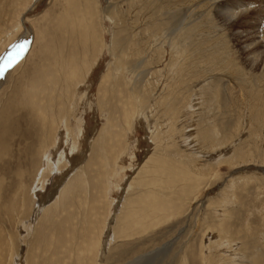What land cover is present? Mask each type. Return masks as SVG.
<instances>
[{
    "label": "rangeland",
    "instance_id": "obj_1",
    "mask_svg": "<svg viewBox=\"0 0 264 264\" xmlns=\"http://www.w3.org/2000/svg\"><path fill=\"white\" fill-rule=\"evenodd\" d=\"M167 1L37 0L28 8L32 0H0V60L10 49L19 56L18 61L0 75V119L6 112L20 110L27 102L39 101L41 95H45L42 89L54 96L59 93V85H54L53 79L50 82L49 76L59 78L58 63L63 52L79 48L87 55L89 49L85 48L90 47L92 52L83 58L85 67L88 65V72L79 81L83 84L78 91H69L70 98L76 92L78 95L74 99L78 118L73 116L70 121L75 124L71 126L72 133L82 129V134L78 133L79 153L68 154L65 150L70 168L68 166L53 181L50 178L52 183L39 190L37 199L48 204V209L40 213L41 218L36 215L38 206L34 203L36 198L30 196L32 191H27L29 198L20 207L14 204V198L6 201L8 198L4 196L2 199L1 192L0 206L8 212L0 210V231L3 239L10 238L5 247L7 255L11 252L10 262L6 261L7 255L4 262L16 264L17 257L21 259L25 255L27 264L56 259L57 262L59 259L57 264H96V243L107 218L105 240L110 238L111 246L105 250L101 264H125L135 256L167 244L169 250L151 264H201L203 255L204 261L211 264H264V65L250 64L246 50V44L252 39L261 41L260 34L254 35L252 25L246 28L249 35H241L243 29H238L257 16V20L264 23V0H224L222 6L226 2L241 7L228 23L223 22L222 16L215 17L222 0ZM26 8L22 18L20 14ZM255 11L258 12L254 14ZM171 15L176 18L173 19L176 26L173 23L164 28ZM159 26L164 30L157 32ZM73 31L76 34H71ZM134 44L139 53L144 50L143 55L137 56L140 61L157 59L158 65L143 73L144 77L150 71L157 72L153 79L152 74L145 76L143 83L139 77L142 70H138L135 77L132 70L124 66L128 77L123 80L128 86L119 89L103 83L104 88L100 90L103 75L108 73L110 65L119 61L116 59L121 56L126 63L132 59L128 55L135 53ZM202 47L208 54L194 66L192 61L201 55ZM249 48L258 50L255 43ZM173 69L179 70L178 73ZM192 70L209 79L190 82L189 87L183 82L179 85L187 77L186 71ZM116 75L121 76L120 71ZM158 79L160 82L152 87L150 104L140 107L138 118L131 117L130 132L125 138L120 129L126 124L119 94L127 93L129 87L149 93L146 83L154 81L156 84ZM114 91L117 97L111 95ZM190 94L196 96L191 101L194 110L185 113L183 108L187 107L186 99ZM99 96L101 101H98ZM143 99L139 95L136 101ZM59 100L58 96L54 97V110L67 109L69 99L64 108L57 109ZM108 117L118 128L108 126ZM66 120L65 117L64 127ZM106 127L119 134L122 147L127 148L128 153L115 165V173L111 160L103 163V153L94 145ZM164 137L163 145L155 147ZM193 141L194 147L190 144ZM64 143L63 138L61 147ZM89 155L93 157L87 166ZM156 160L164 169H177L173 173H161L162 178H157L160 183L155 180L154 184L141 188V181L147 182L152 175L160 177L161 170L151 167ZM85 169V178L79 183L87 180V185L83 189L70 188L59 199L56 189L65 176L70 172L80 175ZM130 183L134 184L127 191ZM138 190L145 191L147 197L137 205L144 211L138 209L136 214L129 207V199L135 198ZM93 201L98 205L93 206ZM7 220L12 222H4ZM3 223L7 225H1ZM15 223L25 225L21 233L14 228ZM62 223L64 226L60 229ZM72 224L79 237H75V249L69 253L66 250L71 246L64 247V240L69 239ZM63 237V245L56 248L55 243ZM52 239L55 241L51 242ZM225 250L234 257L225 256ZM111 254L115 261L111 260Z\"/></svg>",
    "mask_w": 264,
    "mask_h": 264
},
{
    "label": "bare ground",
    "instance_id": "obj_2",
    "mask_svg": "<svg viewBox=\"0 0 264 264\" xmlns=\"http://www.w3.org/2000/svg\"><path fill=\"white\" fill-rule=\"evenodd\" d=\"M33 2L31 3V5L28 7V8H31V6L37 2V0H32ZM165 1V0H164ZM169 1V0H168ZM167 1V2H168ZM177 1L179 0H173L174 3H176ZM224 0H222L220 3H219V7H217L216 9L217 10V13H216V19H219V16H222L223 18V22L224 23H228L230 21L231 18L234 17V15H236L238 12H237V8H241L240 6H235V4L233 3H226L225 2V5L222 6V2ZM226 1V0H225ZM170 2V1H169ZM257 3V2H256ZM255 3V4H256ZM254 4V3H253ZM174 5V4H173ZM222 7V8H221ZM258 7V6H256ZM260 7V6H259ZM26 8L21 14L20 16L22 15V18L24 17L23 15L25 14V12L27 11ZM70 9H71V6H70ZM262 11V10H261ZM261 11H259L261 13ZM256 12L258 11H255L254 14H256ZM253 13V12H252ZM181 14V13H179ZM178 15V14H177ZM258 15V14H257ZM261 15V14H260ZM72 16V15H71ZM256 17V16H255ZM260 17V16H259ZM263 17V16H261ZM21 18V19H22ZM74 18V17H73ZM175 17L174 16H169L167 18V20L165 21L166 23H164V28H166L167 25L169 26H173V23H175L173 21ZM258 18V16H257ZM257 18L255 20H257ZM251 19V18H250ZM248 19V21L250 20ZM254 19V17H253ZM252 19V20H253ZM261 19V18H260ZM264 19V18H263ZM67 20V19H66ZM255 20L253 22H244L242 23V27L238 28V29H243L241 35L243 33L247 34V30L246 28H250L251 25L253 27H251L253 30H254V35H262L261 37L258 36V38L261 39L260 42H258L257 38L255 39H252L250 38L249 41L252 39L253 41H251L252 43H255L256 44V47L258 46V50H253L251 51L249 46H252V43L250 42V44H246V50L248 52V56H249V63L250 64H258V63H262L264 65V23H261L260 21H256ZM251 21V20H250ZM242 22V21H241ZM259 22V25H257V23ZM169 23V24H168ZM25 24V23H23ZM238 24V23H235L234 26ZM226 25V24H224ZM262 25V26H261ZM175 26H176V23H175ZM237 26V25H236ZM25 27V26H24ZM163 26H159V29L157 30V32L161 29H163ZM95 33V32H94ZM71 34H76V31H73ZM159 34V33H158ZM253 34V33H252ZM249 35V34H247ZM246 35V36H247ZM190 36V35H189ZM164 37V36H163ZM171 37V35H170ZM191 37V36H190ZM96 38V37H95ZM165 39V38H164ZM20 40V39H19ZM124 40V39H123ZM127 40V39H126ZM189 40V39H188ZM90 41V39H89ZM248 41V42H249ZM19 42V41H18ZM17 42V43H18ZM128 42V41H127ZM201 42V41H200ZM15 43V44H17ZM129 43V42H128ZM172 43V42H171ZM21 44V43H20ZM65 44V43H64ZM91 44V43H90ZM132 44V43H131ZM149 44V43H148ZM154 44V43H153ZM193 44V43H192ZM191 44V45H192ZM18 45V44H17ZM140 45V44H139ZM145 45V44H144ZM151 45V44H149ZM147 45V46H149ZM262 45V47L260 48V46ZM15 46V45H14ZM68 46V45H67ZM94 46V45H93ZM122 46V45H121ZM137 46V45H136ZM194 46V45H193ZM70 47V46H69ZM88 47V46H87ZM134 47L133 50L135 53L133 54H129L128 56L131 57L132 59L129 60L127 63L126 61L125 64H122L123 60L122 57L120 56L118 59L116 60H119L118 62H116L115 64H112L110 65L109 67V71H108V75L105 74L103 75V78H102V82H100V85H102L100 87V90H102L104 88L103 86V83H108V85H110L111 87H120V88H123L125 89V87L128 86L127 82H125L123 79H127L126 77L127 76V71L126 73L124 72V66H126L128 69L132 70V74L135 75L136 72L138 70H142V73L139 74V77H140V81H141V78H142V82L144 83V80H145V76H151V78L153 79V74L154 73H157V72H148V75H145L143 77V73H145L146 71H149L151 70L152 67L155 68L156 64L158 65V61L157 59H151L150 61H147L145 59H143L144 61H140L138 59V55H143L142 52L139 53V51H137L135 49V44L132 46ZM199 47V46H198ZM18 47H16L17 49ZM91 48V47H90ZM90 48H85L86 49H89V53H87L88 56L91 55V49ZM124 48V47H123ZM200 48V47H199ZM144 49V48H143ZM147 49V48H146ZM186 49V48H185ZM254 49V48H253ZM257 49V48H255ZM262 49V50H261ZM83 49H81L82 51ZM122 50V49H121ZM129 50V49H128ZM140 50V49H139ZM19 51V50H18ZM185 51V50H184ZM199 51V50H198ZM83 52H86V51H83ZM82 52V53H83ZM126 52V51H124ZM130 52V50H129ZM207 49L206 48H201L200 49V53L201 55L199 56H196L195 59L192 61V64L194 66H197L201 61L204 60L205 58V55H207ZM73 54L71 57L67 54ZM79 50V48L75 49L72 51H68V52H63V55L61 54V57L59 59V63H58V77H55L53 76V78L51 76L50 77V82L52 81L53 79V84L54 85H59V93L55 96H58V98L61 99V101L59 100L60 103H58V107H56L57 109H59L60 107H65V104L67 102V100L69 99L68 101V105H67V109H61L60 111L59 110H54V105H53V100H54V95L53 93L51 94V92H49V90L47 89H42V92L45 94V95H41L43 96L39 101H30L29 103L27 102V104L25 103V106L23 108H21L20 110H15V111H12V112H6L3 114V117L0 119V196H1V192H3V195H2V199L4 198V196L6 198H8L6 201L8 200H12V198H14V201H15V205L17 206H24V200L29 198L28 195H27V191H32V197H35L36 199L34 200V203L37 204V211L38 213H36V215H38V217H40V213H44L46 211V209H48V204H44L43 202L41 203V201H38L37 199V195H38V192L39 190L42 191L45 189V185L49 186L50 183H52V181L54 180V177L55 176H58V175H62V171L66 170V168L69 166L70 162L67 161V155L68 154H75V153H79V147H80V140L78 137H80V135L78 136V133L79 134H82L80 133L82 130L81 128L78 129L79 131H77V133H72L73 130L71 129V126H75L74 122L72 123L70 121V118H73L76 117V110H77V103H76V107L74 105V99H76L75 97H77L78 95L77 92L76 94L74 93L73 95V98L69 97V93L70 92H75V91H78L80 88L79 86L83 83L79 82L83 76V74L85 72H88V65L87 67H85L86 63L83 61V58H85V56L87 55H84L82 54ZM117 53V52H116ZM121 53V52H120ZM16 51L15 50H11L6 54L4 55V57L0 60V68H4V70L2 72H0V75L3 74L5 72V69H8L5 67L6 63L9 62L10 60L12 59H15L16 58ZM90 54V55H89ZM114 54V52H113ZM123 54V53H122ZM145 55V54H144ZM175 55V54H174ZM115 56V54H114ZM127 57V58H129ZM142 57V56H141ZM140 57V58H141ZM29 58V55L27 58L25 59H28ZM90 58V57H89ZM152 58V57H150ZM173 58V57H172ZM95 59V58H94ZM174 59V58H173ZM137 61H140V62H136ZM176 61V60H175ZM56 62V61H55ZM89 62V61H88ZM123 62V63H124ZM173 62V61H172ZM96 63V62H95ZM95 63H91V64H95ZM170 63V62H169ZM178 63V62H177ZM186 65V64H185ZM167 66L169 67V65L167 64ZM166 66V67H167ZM171 66V65H170ZM179 66V65H178ZM183 68H184V64L182 65ZM181 66V67H182ZM187 66V65H186ZM190 66V64H189ZM188 66V69L187 67H185L187 70H189ZM179 66V68H181ZM209 67V66H208ZM11 68V67H10ZM90 68V67H89ZM92 68V67H91ZM57 70V69H56ZM91 70V69H90ZM89 70V72H90ZM170 70V69H169ZM174 71H176L175 69H173ZM120 71L121 73V76H117L116 74ZM172 72V70H170ZM179 71V70H178ZM178 71H176L178 73ZM185 72V71H184ZM175 73V72H174ZM186 73H188L187 77L184 78V80L180 81V84H185V85H188V83L190 84L193 83H197L199 81H202V82H205L207 81L209 78L205 75V76H202L201 73H198L196 70H192V71H189ZM221 75V74H220ZM137 75H135L136 77ZM171 76V74L169 75ZM179 76V75H178ZM177 76V77H178ZM167 77V76H166ZM165 77V78H166ZM172 77V76H171ZM130 78V77H129ZM174 78V76H173ZM211 78V77H210ZM171 79V78H169ZM46 80V79H45ZM85 80V79H84ZM264 80V79H262ZM168 81V80H167ZM166 81V82H167ZM173 81V80H172ZM159 79L158 81L155 82L154 81H151L150 83H146V88H149L150 91L149 93H147V91H142L140 92L139 90L137 91L136 89H134V91L132 89H130V87L128 88V92L127 93H124V94H119V96L121 97V100H120V105H121V108H122V111L121 113L123 114V119L125 121V126H122V125H119V127L122 126V128H120L122 131H123V136L125 137V134L129 133L130 132V128H131V117L134 119L135 117L138 118L139 116V113H140V107H142V105L144 103H146V105L149 103V99H151V95L153 94L154 90H152V87H154L155 85H157L159 83ZM169 82V81H168ZM171 82V81H170ZM175 82V81H174ZM177 82V81H176ZM47 83V82H46ZM133 83V81H132ZM141 83V82H140ZM171 85L173 84L172 82L170 83ZM170 84H169V88H170ZM99 85V86H100ZM175 85V84H174ZM86 86V85H85ZM88 86V85H87ZM178 86V85H177ZM182 86V85H181ZM184 86V85H183ZM189 86H192L191 85H188ZM53 87V86H52ZM187 87V88H188ZM82 88V87H81ZM88 88V87H87ZM119 88V89H120ZM133 88V87H132ZM186 88V87H185ZM122 89V90H123ZM138 89V88H137ZM171 89V88H170ZM71 90V91H70ZM110 90V89H109ZM115 90V89H114ZM70 91V92H69ZM87 91V90H86ZM116 91V90H115ZM115 91L111 94L113 96H116L117 97V93H115ZM126 91V90H125ZM135 91H137L135 93ZM85 92V91H84ZM121 92V91H120ZM82 93V92H81ZM186 93V92H185ZM184 93V94H185ZM38 93L36 92L35 94V99H36V95ZM83 94V93H82ZM81 95V94H80ZM85 96V94H83ZM140 95V97H144L143 101L142 102H138L136 101V98H138ZM142 95V96H141ZM71 96V95H70ZM66 97V98H65ZM86 97V96H85ZM187 107L183 108L185 113H189L188 110H194V105H193V102H191L193 99L196 98V96L190 94V95H187ZM62 99L64 100L62 102ZM79 99V97H78ZM77 99V100H78ZM86 100V99H85ZM102 100V97L99 96V99L98 101H101ZM184 100V99H183ZM76 101V100H75ZM90 101V100H89ZM78 102V101H77ZM81 102V101H80ZM88 102V100L86 101ZM92 103V102H91ZM191 103V104H190ZM150 104V103H149ZM80 105V104H79ZM94 105V104H93ZM84 107V105H82ZM81 106V107H82ZM173 106V105H172ZM80 109V107H78ZM82 109V108H81ZM84 109V108H83ZM92 109V108H91ZM143 109V108H142ZM79 111V110H78ZM102 111H105L107 112L105 109H103ZM78 114V112H77ZM116 114V113H115ZM72 115V117H71ZM110 115V112L109 114ZM65 117L67 118L66 120V125L64 127V124H65ZM147 118V117H146ZM73 120V119H72ZM75 120V119H74ZM77 120V119H76ZM122 120V119H120ZM69 121L72 123V125L69 123ZM82 121V120H81ZM80 122V121H79ZM83 122V121H82ZM107 122H109L108 126L112 128L114 127H117V125H114L113 126V122L109 119V117L107 118ZM120 122V121H119ZM179 122V121H177ZM83 124V123H82ZM81 125V124H80ZM118 128V127H117ZM110 129V130H111ZM110 130L106 127L104 128L103 131H99V140H95V148L103 153V156H102V161L103 163H107V161H110L111 160V164L113 167H115V171L114 173L116 172V164L117 162L123 158L124 155H128V153L126 154V151H127V148H123L122 146V143H121V140H120V137H119V134L117 132H114ZM117 130V129H116ZM176 131V130H175ZM152 132V131H151ZM177 132V131H176ZM172 133V131H170V134ZM75 138V140L72 138V137ZM187 136V135H186ZM63 137L65 139V146L61 147V143L63 142ZM126 138V137H125ZM171 138V136H170ZM163 140H161L160 142H156L155 143V147H157L156 145L158 146H161L163 145V142L165 141V137L162 138ZM83 140V139H82ZM172 141V140H171ZM170 141V142H171ZM128 142V141H127ZM131 142V141H130ZM178 143V141L175 142V144ZM195 142H191L190 144H194ZM124 144V143H123ZM174 144V145H175ZM131 145V144H130ZM190 145V146H191ZM195 145V144H194ZM194 145H192L194 147ZM167 146V144H166ZM191 146V147H192ZM131 147V146H130ZM91 148V147H90ZM190 148V147H189ZM204 148V147H203ZM93 149V148H92ZM65 150H68V154H66V151ZM90 150V149H89ZM95 150V149H94ZM130 150V149H129ZM205 150V149H204ZM96 152V151H95ZM130 152V151H129ZM81 153V152H80ZM132 152H130L131 154ZM51 154H54V155H51ZM56 154V155H55ZM96 155V153H94ZM155 154V153H154ZM204 155V153H202ZM201 154V155H202ZM92 155H93V150H92ZM100 155V154H98ZM55 156V157H54ZM69 156V155H68ZM75 156V155H74ZM87 156V154H86ZM90 157V155H89ZM92 157L91 156L89 158V160H87V166L90 165V163L92 162ZM95 157V156H94ZM149 158V157H148ZM95 159V158H94ZM124 159V158H123ZM98 160V159H97ZM97 162V161H96ZM65 163V164H64ZM83 163V162H82ZM62 165V166H61ZM96 165V163H95ZM162 165L163 164H160L159 161L156 160V162L154 161V163L151 164V167H153V169H155V167H158V170H161L159 176L158 177L157 175H152L151 177H149L148 181L144 183V180L141 181L142 184H141V188L143 187H147L148 185H152V183L154 184L158 179L160 180V178H162V174H164V172L168 173V172H175V169L174 167H166L165 169L162 168ZM71 166V165H70ZM69 166V168H70ZM149 166V165H147ZM167 166H168V161H167ZM93 167V166H92ZM65 168V169H64ZM162 168V169H161ZM79 170H82V169H79ZM86 170L85 169L84 171L81 172L80 175H72L73 173L70 172L69 176H65V179L59 184L60 186L56 189V191H59V196L58 198L60 197L61 194H63L66 190L68 192V190H70V188H81L83 189L84 186H86V181H80L79 183V180L81 178H85V175H86ZM100 170V168H99ZM102 170V169H101ZM104 171V170H102ZM102 173V172H101ZM67 175V174H66ZM99 175V174H98ZM105 175V174H104ZM182 176V175H181ZM59 177V176H58ZM87 177V176H86ZM101 177V176H100ZM111 177V176H109ZM51 178V180H50ZM97 178V177H96ZM158 178V179H157ZM87 179V178H86ZM109 179V178H108ZM156 180V181H155ZM158 180V182H159ZM140 181V180H139ZM184 181V180H183ZM133 182V181H132ZM137 182V181H136ZM89 183V182H87ZM135 183V182H134ZM134 183H130L127 191L130 189L131 187V184L133 185ZM160 183V182H159ZM140 185V184H139ZM138 185V186H139ZM133 187V186H132ZM137 189V188H136ZM132 190V189H131ZM130 190V191H131ZM129 191V193H130ZM135 198H130L129 199V207L131 206V211H133L134 213L137 214L138 212V209L139 207L137 206L141 201L142 199H145V197H147V194L145 193V191H140L138 190V192L135 191ZM129 194L126 195V199H128ZM53 196V195H52ZM50 196V197H52ZM53 199V198H51ZM55 199V198H54ZM60 199V198H59ZM58 199V200H59ZM100 199V198H99ZM125 199V201H126ZM156 199V198H155ZM5 201V202H6ZM57 201V200H56ZM53 202V200L51 201ZM60 202V201H59ZM99 203V202H98ZM44 204V205H43ZM93 206H97L98 204L95 203V201H93L92 203ZM5 206V205H4ZM122 206V205H121ZM0 208H3L0 206ZM73 209V207H72ZM2 212H8L7 209L5 210L3 208L0 209ZM5 210V211H4ZM140 212L144 211V210H141L139 209ZM25 212V211H23ZM12 216V215H11ZM34 217H36L34 215ZM13 218V216H12ZM41 218V217H40ZM40 218H39V221H40ZM111 219V218H110ZM36 220V218H35ZM38 220V219H37ZM107 218H105L104 220V225L102 227V231L100 233V236H99V239H98V242L96 243V245H98V252H97V257L95 260H97L98 262H96V264H101V261L100 259L102 258L104 252L106 249L110 248V244H111V239L109 238L108 240H105V237H107V233H106V230L108 228V222H107ZM112 220V219H111ZM4 222H9L11 223L12 220H7V221H4ZM34 222H37V221H34ZM39 223V222H38ZM38 223H36L38 225ZM45 224V223H44ZM1 225H7V223H3ZM19 225V226H18ZM31 225H34V224H31ZM40 225H41V222H40ZM14 228L16 227V229H18V231L21 233V229H24L23 226L25 225H22L21 223H15L13 224ZM12 226V227H13ZM18 226V227H17ZM43 226V225H42ZM63 223L60 225V229L63 227ZM38 227H41V226H38ZM37 227V228H38ZM45 228V227H44ZM75 229V226L74 224L71 225V228H70V237L69 239L67 240V237L65 239V237L61 238L58 240L57 243L55 244H58L57 247L63 245L62 243V240H64V247H66V245H70L71 247H66L68 248L66 251L67 252H73L74 249H75V246H74V242H75V237H79L77 235V231L74 230ZM38 230V229H37ZM36 230V231H37ZM35 231V235H36V232ZM108 231V230H107ZM33 232V231H32ZM39 232V231H38ZM113 234H114V231H112ZM24 232H22L23 234ZM126 233V232H125ZM225 233V232H224ZM40 234V233H39ZM105 235V236H104ZM104 236V237H103ZM107 239V238H106ZM9 241L10 238L9 237H5V239H3L2 237V233L0 231V264H9L8 262H4V259L6 260L5 256L7 255V248L5 247L6 245V241ZM46 240V239H45ZM54 239H52L51 242H53ZM55 241V240H54ZM78 242V241H77ZM46 243V242H45ZM47 243H49V240H47ZM54 245V244H52ZM51 246V245H50ZM169 244L167 245H164L158 249H155L153 251H150L149 253H146V254H141V255H138V256H135L133 257L132 261H128L127 263L125 264H151L152 262H154L155 260H157L156 258L159 257L160 255H164L165 252H167L169 250ZM5 247V248H3ZM55 247V246H54ZM218 247V246H217ZM51 248V247H50ZM44 249V248H43ZM59 249V248H58ZM46 251V249H44ZM223 250V249H222ZM54 251L56 252V250L54 249ZM11 253V252H10ZM10 253L7 255V260L6 261H9V257H10ZM68 253V254H69ZM221 253V252H220ZM224 253H227V257L229 256H232V253L229 254V252L227 250L224 251ZM223 253V254H224ZM24 254V253H22ZM167 254V253H166ZM235 254V253H234ZM175 255V254H174ZM221 255V254H220ZM68 256V255H67ZM238 256V254L236 255V257ZM166 257V256H165ZM220 257V256H219ZM110 258H112L111 260L115 261V258L114 256H112V254L110 255ZM164 258V257H163ZM200 258V257H199ZM117 259V258H116ZM174 259V257H173ZM172 259V260H173ZM187 259V258H186ZM171 260V261H172ZM205 258H204V255L200 258V261H201V264H211V262H206L204 261ZM233 260V259H232ZM221 261V260H220ZM219 261V262H220ZM10 262V261H9ZM41 263L40 264H57L59 263V259H58V262H57V259L56 260H51V261H48V260H41L40 261ZM225 261H223L224 263ZM27 264L26 263V258H25V255H23L21 257V259L19 257H17L16 259V264ZM162 263V261H161ZM182 263V261H181ZM35 264V263H34ZM65 264V262H64ZM158 264V263H157ZM218 264V263H216ZM221 264V263H220ZM224 264H227V263H224Z\"/></svg>",
    "mask_w": 264,
    "mask_h": 264
},
{
    "label": "snow or ice",
    "instance_id": "obj_3",
    "mask_svg": "<svg viewBox=\"0 0 264 264\" xmlns=\"http://www.w3.org/2000/svg\"><path fill=\"white\" fill-rule=\"evenodd\" d=\"M22 50L23 49H22V46H21V51ZM18 59H19V56H17L15 59L10 60L9 62L6 63L5 67L6 68L12 67L18 61ZM3 70H4V68H0V72H2Z\"/></svg>",
    "mask_w": 264,
    "mask_h": 264
}]
</instances>
